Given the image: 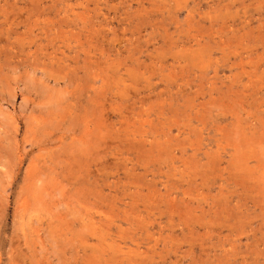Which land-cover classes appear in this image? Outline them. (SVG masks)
Instances as JSON below:
<instances>
[{
  "label": "rangeland",
  "instance_id": "374dc122",
  "mask_svg": "<svg viewBox=\"0 0 264 264\" xmlns=\"http://www.w3.org/2000/svg\"><path fill=\"white\" fill-rule=\"evenodd\" d=\"M0 264H264V0H0Z\"/></svg>",
  "mask_w": 264,
  "mask_h": 264
}]
</instances>
